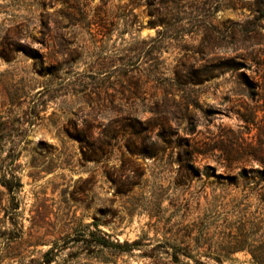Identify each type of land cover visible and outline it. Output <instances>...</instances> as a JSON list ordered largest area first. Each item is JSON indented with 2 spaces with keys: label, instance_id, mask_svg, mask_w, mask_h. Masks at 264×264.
<instances>
[{
  "label": "rangeland",
  "instance_id": "obj_1",
  "mask_svg": "<svg viewBox=\"0 0 264 264\" xmlns=\"http://www.w3.org/2000/svg\"><path fill=\"white\" fill-rule=\"evenodd\" d=\"M164 25L167 36L156 44ZM5 32L39 49L54 70L44 75L20 52L0 58V114L9 96L23 102L14 114L32 99L41 104L40 119L16 140L20 206L14 218L0 209V264L39 260L80 221L95 219L112 239L143 246L94 258L68 244L57 261L72 252L81 264H180L165 241L190 229L198 236L204 220L216 244L243 223L255 245L263 240L252 170L264 169V0H0ZM122 73L133 77L122 82ZM176 73L188 78L176 82ZM130 106L152 125L148 137L131 139L140 154L128 151L127 135L101 144L104 127L120 126ZM152 142L162 150L152 154ZM4 192L0 185L3 206ZM222 254L198 258L256 264L247 249Z\"/></svg>",
  "mask_w": 264,
  "mask_h": 264
},
{
  "label": "trees",
  "instance_id": "obj_2",
  "mask_svg": "<svg viewBox=\"0 0 264 264\" xmlns=\"http://www.w3.org/2000/svg\"><path fill=\"white\" fill-rule=\"evenodd\" d=\"M166 31L167 25H164L161 30L157 31L156 36L153 37L151 41H155L156 44H160V41L167 36ZM19 52L25 57L33 59L34 64L43 69L44 75H53L54 65H49V63L45 65L44 56L39 49L33 47L28 42L20 41L18 37H15L9 32H5L2 35L0 34V58L8 62L14 61L15 55ZM63 60L67 61V56L63 57ZM175 75L174 81L176 82H180L183 78H188L183 77V75H180L179 73H176ZM119 76L122 82H125L133 77L132 75H128V73H122ZM194 80L196 79L191 77L189 82H200ZM93 89L95 88L93 87ZM93 89H89L88 91L99 94V91L95 92ZM42 90L43 89H39L36 95L42 94ZM120 92L123 96L125 95L124 90H120ZM7 103V114H0V148L2 149L3 144L5 143H9L11 146L8 149L6 156L0 160V185L4 187V193L7 196L4 206L2 205V200L0 199V209L2 208L6 214L10 216V218H14L17 216V211L20 206L18 193L21 187L15 165L16 159L20 153V151L17 150L19 141L16 140L19 138L20 140H24L29 129L38 119H40L39 113L41 111V104L39 103L38 98L35 100L32 99L27 104V107L22 109L21 114H14L15 112L13 111V108H22L23 102H19L18 98L15 96H9ZM139 114L140 111L133 109L132 106H130L128 111L120 113V117L116 121H122L123 123L120 126L107 124L103 129V136L105 140L103 139L101 144L109 146L110 140L115 139L119 134L127 135L129 137V142L126 144L128 151L130 153H142V148L131 139H133L135 135L138 137V135L142 133H145V136L148 137L152 131V125L148 123L149 120H141L138 116ZM80 136V140L82 141L86 140L89 135L85 132V134H80ZM152 144L154 146L152 154H156L162 150L161 145L154 142H152ZM93 145L94 143L92 146ZM206 168L212 169L210 166H206ZM252 171H255L257 174V182L258 185H260V199L264 204V169L257 168ZM212 173H214V171ZM239 175L241 177L246 176L245 170L240 171ZM226 178L230 182L236 181V176H226ZM210 224L211 223L206 220L199 222L198 236L193 238L190 235V229L188 233L186 235H182V237L175 236L171 241H165V244L172 247V254L175 261L180 262V264H190L177 259L178 254H183L185 257L192 258L194 264H209L202 261L198 257L204 255L209 258H216L219 261V258L223 257L222 252H225V250H227V252H231L247 249L250 252L254 263L264 264V234L262 235L263 240L259 241V244L255 245L254 239H251L255 233H248L246 225L243 223L236 227V232L230 235V238L224 245L220 243L216 244V242L214 243L212 239L207 236ZM91 225L94 226L93 230L90 229ZM97 226L98 224L96 219L91 224L86 225L80 221L77 228H75L72 233L66 234L60 240H55L42 254L39 260L31 259L28 264H81L78 260L74 261L78 255H75L72 252L68 253L66 258L61 259V261L56 260V257L61 254V251L68 247V244H81L78 248H80L81 251L89 253V255L94 258L96 257L95 254L103 251L104 249L127 251L134 247L143 246L141 240H133L131 242L125 240L120 242L117 239H112L110 234L100 230ZM204 246H206L205 250L200 251V248ZM193 250H195L194 253ZM100 262L101 264H107L109 260L101 259Z\"/></svg>",
  "mask_w": 264,
  "mask_h": 264
}]
</instances>
